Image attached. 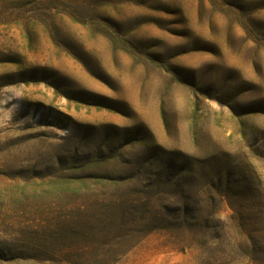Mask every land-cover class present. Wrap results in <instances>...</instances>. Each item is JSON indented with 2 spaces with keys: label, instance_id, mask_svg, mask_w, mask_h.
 Returning a JSON list of instances; mask_svg holds the SVG:
<instances>
[{
  "label": "rangeland",
  "instance_id": "obj_1",
  "mask_svg": "<svg viewBox=\"0 0 264 264\" xmlns=\"http://www.w3.org/2000/svg\"><path fill=\"white\" fill-rule=\"evenodd\" d=\"M0 264H264V0H0Z\"/></svg>",
  "mask_w": 264,
  "mask_h": 264
}]
</instances>
